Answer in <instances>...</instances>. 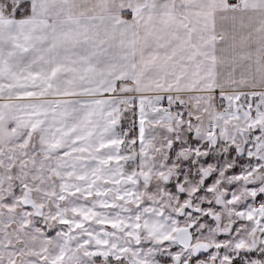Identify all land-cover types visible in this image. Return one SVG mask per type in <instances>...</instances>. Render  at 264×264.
<instances>
[{"label": "snow or ice", "instance_id": "6c2138e0", "mask_svg": "<svg viewBox=\"0 0 264 264\" xmlns=\"http://www.w3.org/2000/svg\"><path fill=\"white\" fill-rule=\"evenodd\" d=\"M0 264H264V0H0Z\"/></svg>", "mask_w": 264, "mask_h": 264}]
</instances>
